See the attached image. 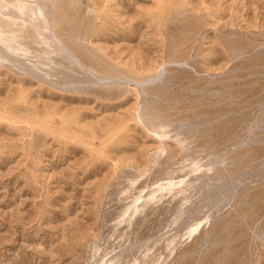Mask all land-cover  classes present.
Wrapping results in <instances>:
<instances>
[{
    "label": "rangeland",
    "instance_id": "obj_1",
    "mask_svg": "<svg viewBox=\"0 0 264 264\" xmlns=\"http://www.w3.org/2000/svg\"><path fill=\"white\" fill-rule=\"evenodd\" d=\"M46 1L72 56L0 14V264H264V0Z\"/></svg>",
    "mask_w": 264,
    "mask_h": 264
},
{
    "label": "bare ground",
    "instance_id": "obj_2",
    "mask_svg": "<svg viewBox=\"0 0 264 264\" xmlns=\"http://www.w3.org/2000/svg\"><path fill=\"white\" fill-rule=\"evenodd\" d=\"M46 1V0H45ZM44 2V1H42ZM41 2V0H0V7H1V10H0V14L2 16H4L5 18H7L8 20H14L16 19L17 21L19 19L23 20L26 22V20L28 19L29 16H33L35 17V19L37 20L36 23H42L41 27L42 29L41 30H44L45 32L48 31L49 33V36L51 39H53V41L57 44V46L61 49H58V50H61L65 53H68V49H67V45L65 44H62L60 43L61 40H59V38L55 35L54 33V30H52V27L48 21V19L45 18V14L46 12H44L46 10V6ZM55 2V0H54ZM49 3V2H48ZM56 3H59L58 0L56 1ZM61 3V1H60ZM45 4H47V1L45 2ZM51 5V4H50ZM56 5V4H55ZM54 5V6H55ZM59 5V4H58ZM57 5V6H58ZM13 7V9H15L17 12H10V11H7L6 9L9 8V7ZM52 6V5H51ZM48 7V5H47ZM51 8V7H50ZM53 8V7H52ZM55 8V7H54ZM58 8V7H57ZM49 9V8H48ZM52 10V9H49V11ZM54 10V9H53ZM47 11V10H46ZM50 13V12H49ZM57 15V13H56ZM55 16V14H54ZM48 17V16H47ZM51 17V16H50ZM55 17H58V16H55ZM54 20V19H53ZM66 21V20H65ZM64 21V23L66 24V22ZM12 22V21H11ZM35 23V24H36ZM54 23V22H53ZM34 24V23H33ZM56 25V23H54ZM58 24L61 26V24L58 22ZM54 25V26H55ZM63 28V27H62ZM39 29V28H38ZM38 31V30H37ZM39 32H42L39 30ZM77 31H75L76 33ZM58 33V31L56 32ZM78 33V32H77ZM43 34V32H42ZM47 34V33H46ZM74 34V33H73ZM58 35V34H57ZM61 35V34H60ZM67 36V35H66ZM65 36V37H66ZM69 36H72V35H69ZM47 37V35H46ZM68 37V36H67ZM77 37V36H76ZM61 38V37H60ZM69 38V37H68ZM48 39V38H47ZM72 39V38H70ZM52 41V40H51ZM73 41H75L73 39ZM77 41L79 43H82V41L80 42L79 39H77ZM76 43V42H74ZM77 44V43H76ZM80 46V45H79ZM82 46V44H81ZM5 47V46H4ZM9 47V46H8ZM70 47V46H69ZM78 47V46H77ZM13 48V47H12ZM55 48V47H54ZM9 49V48H8ZM71 53V52H69ZM68 53V54H69ZM66 54V56L68 55ZM72 56V54H69L68 56ZM73 60V59H72ZM75 60V59H74ZM21 61V60H20ZM88 69V68H86ZM88 71V70H87ZM93 71V70H92ZM94 73V72H93ZM92 74V73H91ZM115 79V78H114ZM121 79V78H120ZM122 81V80H121Z\"/></svg>",
    "mask_w": 264,
    "mask_h": 264
}]
</instances>
